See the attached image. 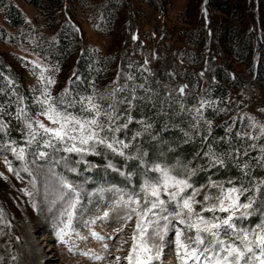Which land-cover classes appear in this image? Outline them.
I'll use <instances>...</instances> for the list:
<instances>
[{
	"label": "rangeland",
	"instance_id": "374dc122",
	"mask_svg": "<svg viewBox=\"0 0 264 264\" xmlns=\"http://www.w3.org/2000/svg\"><path fill=\"white\" fill-rule=\"evenodd\" d=\"M106 1L87 0L86 6H79L74 0H62L64 5L62 9L55 10L53 8L50 10L51 15H49L50 13L46 15L41 8L28 5L24 0H6L5 5L11 4L19 10L24 23L17 27L12 25L6 17V6L0 5V57L8 65L9 71L21 79L20 83L24 81V84L35 88L40 86V92L45 85L38 77L41 69H44L45 78L55 81L49 86L51 95L54 99L60 98L65 89H68L69 80L65 79L63 75L51 76L50 72L54 66L48 64L37 50L42 37L51 39L55 36L57 29L54 25L56 23L69 21L76 28L80 49L86 47L100 54L101 57L111 58L114 61L103 71L105 86L108 85L111 78H116L114 75L131 81V72H143L141 77L146 76L147 73L157 77L166 97L178 95L185 97L188 94H195L199 101L191 109L188 108V111L197 114H204V110L209 104L205 100L204 91L200 86L199 88L189 86L188 77L197 76L203 83L208 78L203 76L208 73L204 69L211 61H216L221 65H230L231 77L239 85L236 89L230 90L227 98V106H233V110L227 118L231 122L227 128L228 135L234 130L236 136L246 138L251 143L253 141L252 145H257L259 149L264 147V136L260 134V126L264 125V89L248 74L244 66L224 54L222 49L216 45L213 37L208 35L209 32H205L203 35L207 34V40L210 42L207 48L211 51L208 55H206L207 50L204 51L205 46L202 42L205 37L200 35L203 26L200 17H209L210 20H213V26H216L222 19L221 14L204 10L203 0H164V7L160 11H153L138 0H122L123 5L120 8H114V12L117 10L119 13L118 21L107 27V20L103 17L108 4ZM212 34L215 36L216 32L213 31ZM198 43L199 47L194 46ZM185 50L203 56L202 67L193 66L184 61ZM212 57L214 58L210 61ZM73 60L69 61V71L73 68ZM125 63H129V65L125 66ZM35 64H39L40 67H34ZM127 80L118 85L115 83L109 88V94L112 95L109 104L111 107L108 105L103 108L104 96L102 92L99 93L102 95L100 98L98 93L92 95L95 102L100 105L101 115L97 119L104 125V131L100 133L102 137L123 140L117 133L121 129L127 128L124 125L128 126L130 122L129 118L125 121L122 119V109L119 105L124 103L128 94H131L132 98H136L134 92L128 91ZM19 100L18 105H20L16 108L14 116H16L18 108H24L23 98H19ZM128 104L126 105L127 109L131 108V103ZM24 109L31 121L39 120L46 127H56L46 117L40 115L41 107L36 115H31L26 108ZM109 113L113 116L112 121L107 118L106 114ZM8 114L6 113V115ZM86 114L91 115L83 112L77 116L85 118ZM199 116L201 115L199 114ZM17 120L22 126L21 138L12 141L6 139L3 143L0 142V212H2L0 215V264H115L116 256L122 258L127 256L133 243L131 237L135 230L136 217L133 215L132 220L124 219L130 209L122 205L116 206V201L120 199V193L109 191V189H120L125 199L128 192L116 186L110 187L104 180L100 186L92 184V178H89L97 165L85 161L88 156L97 155L100 147L109 152L111 150L104 145H97L93 151L87 153L73 152L72 154H76L78 161L73 163L69 156L71 153L52 148L45 149L42 143L40 148H37L36 143L28 145L29 130L25 127V119L21 117ZM201 120L202 118L199 117L197 123L189 121L184 125L172 119H166L164 128L178 130L185 140L192 141L202 135L204 121ZM2 122L0 121V123ZM136 123H140L143 130H148L146 133H149L152 127L150 123L145 122V119L136 120ZM109 124L113 129L117 126L120 128L119 131H111L113 136L106 133L109 131ZM207 125H213V122L209 121ZM138 133H142V131L138 132V128L131 130L130 141L123 140L129 145L128 148L123 149L124 157L138 160L143 170H152L155 165L159 164L170 169L175 175L172 167L177 164L168 166L162 162L148 166L145 156H139L140 152L145 153V149L136 140L137 137L139 139L142 137L140 134V136L137 135ZM2 134L10 137L7 128L2 130ZM249 137H259V139ZM156 138L157 136L152 137L153 140ZM39 139L40 137H38ZM9 145L25 148V160H18ZM58 147L61 146L58 145ZM39 151L47 152L48 156L44 159L37 158ZM60 152H62L61 156ZM109 163L111 162L107 160L102 168L106 170L111 168L108 167ZM80 164L85 165L82 174L77 168ZM9 167L13 171H10ZM25 168L28 171H25ZM70 169H74V171ZM60 177L66 179L77 189L78 197L75 193L61 187ZM145 179L142 178L139 191L135 193H140L141 185ZM33 181L35 186H33ZM211 184L224 183L209 182L206 186L199 188L201 192L196 196L197 201H202L205 194H216L217 189L210 187ZM224 186L230 187L231 185L224 184ZM100 189L104 191L100 192ZM26 193H31V195ZM61 195L64 196V199H60ZM140 195L143 194L140 193ZM162 198L167 199L166 196H162ZM244 198L245 193L241 196V202ZM77 199L79 200L77 207L70 209L69 202ZM195 207L199 211L201 205L197 204ZM66 210L73 212L71 220L64 214ZM105 213H108L107 217H105ZM209 214L208 212L204 213L206 217H210ZM215 214L227 215L219 212ZM170 219L172 223L169 225L168 235L163 242L161 259L155 261L154 264H180L175 251V231L179 228L186 235H192L187 232L184 225L177 223L172 217ZM65 224H68L69 227L65 228ZM236 224L238 225L237 222ZM61 229L67 233L63 242L59 238ZM92 233H96L100 239L94 237ZM147 239L149 243H161L151 234ZM137 243H139V235H137ZM118 248L121 251L118 252ZM85 252L90 255H83L82 253ZM94 256H101L103 259L97 260L93 258ZM120 264H127V261L121 259Z\"/></svg>",
	"mask_w": 264,
	"mask_h": 264
},
{
	"label": "trees",
	"instance_id": "16d2710c",
	"mask_svg": "<svg viewBox=\"0 0 264 264\" xmlns=\"http://www.w3.org/2000/svg\"><path fill=\"white\" fill-rule=\"evenodd\" d=\"M74 1L79 6L87 5V0ZM138 1L153 11H160L164 7V0ZM24 2L41 8L46 15L53 8L55 10L62 9L64 6L62 0H24ZM106 2L108 4L103 17L107 20V27H109L110 24L113 25L118 21L119 13L117 10L114 12V8H120L123 2L122 0H107ZM5 4L6 0H0V5ZM5 6L6 17L10 23L15 27L23 25V17L19 10L11 4ZM203 9L221 14L222 19L216 26H213V20H210L209 17H200L203 24L200 35L209 32L208 35L213 37L216 45L222 49L224 54L244 66L248 74L264 89V0H203ZM51 17L54 19L53 16ZM54 26L57 29L55 36L51 39L42 37L37 50L48 64L54 66L50 72L51 76L63 75L65 79L69 80L67 99L74 98L79 101L81 98L98 93L99 98L104 96L103 108H106L112 97L109 94L111 85L124 83L127 79L123 80L121 76L114 75L116 78H111L108 85L105 86L103 71L114 61L111 58L101 57L100 54L86 47L80 49L76 28L71 22H58ZM213 31L216 32L215 36L212 34ZM203 36L205 37L202 42L205 46L204 51L207 50L206 55H208L211 51L207 48L210 42L207 40V34ZM194 46L199 47L200 44H194ZM184 56V61L193 66L202 67L203 56L200 54L196 55V52L185 50ZM213 58H210V61ZM72 59H74V64L72 70L69 71V61ZM125 64V66L129 65V63ZM204 70L208 73L203 76L208 78L203 83L197 76L188 77L189 86L192 88L200 86L204 91V98L209 104L206 106L204 114L199 113L201 116L188 111V108L191 109L199 101L195 94H188L185 97L180 95L166 97L156 76L146 73V76L141 77L143 72H131L132 79L131 81L127 80L126 86H128V91L136 94V98H132L131 94H128L124 103L119 107L122 109V119L125 121L131 117L132 120L127 128L121 129L117 135L129 142L131 130L138 128V132L142 131L141 134L139 133L142 137L141 139L137 137L136 140L145 149V153L140 152L139 156H145L148 166L162 162L168 166L177 164L176 168L172 167L175 175L188 178L195 188H202L209 182L224 183L228 186V181H232L231 186L248 189L242 202H246L247 197L254 196L253 214L236 222L238 226L252 228L264 219V184H261V181H264V154L261 153L257 145L255 148L251 147L253 141L251 143L246 138L236 136L234 130L228 135L227 128L231 122L227 118L232 112L233 106H227V98L230 90L236 89L239 85L231 77L230 65H221L216 61H211ZM19 79L9 71L8 65L0 57V108L3 109L0 111V121L7 125L6 128L10 134V137H6L0 131V142L2 143L6 139L12 141L21 138L22 126L14 116L16 108L20 105H18L19 98H23V107L31 115H36L40 110V105L37 103V97L41 94L40 86L31 87L24 84V81L20 83L21 79ZM9 80L12 81L11 84H9ZM100 92L103 94H99ZM128 103H131L129 109L126 106ZM67 111L76 115L83 113L79 103L68 108ZM88 116L86 114V117ZM199 117L202 118L201 121H204V129L202 135L192 141L185 140L178 130L164 128L166 119H172L185 125L189 121L197 123ZM141 119H145V122L152 125L149 133H146L148 130H143L140 123H136V120ZM209 121H212L213 125L208 126L207 122ZM106 133L113 136L111 131ZM153 136H157V138L153 140ZM210 153H215L216 156L223 159L224 164H213L210 155H207ZM61 155L62 152H60ZM69 156L71 162H78L76 154L71 153ZM107 160L113 167L106 170L102 167L107 163ZM85 161L97 165L89 178H92V184L100 186L104 180L110 187L126 189L128 193L139 191L142 178L155 179L157 177V173L153 170H143L138 160L127 159L101 147L98 149L97 155H90ZM245 164L248 165L246 169L244 168ZM77 168L82 174L85 165L80 164ZM192 171L193 173H191ZM168 207L169 211L174 210V205ZM212 215L213 213L209 214L210 217ZM224 238L228 239V237Z\"/></svg>",
	"mask_w": 264,
	"mask_h": 264
},
{
	"label": "snow or ice",
	"instance_id": "6c2138e0",
	"mask_svg": "<svg viewBox=\"0 0 264 264\" xmlns=\"http://www.w3.org/2000/svg\"><path fill=\"white\" fill-rule=\"evenodd\" d=\"M34 67L39 68L40 65L35 64ZM44 72L45 70L41 69L38 77L45 86L40 96L37 97V103L42 109L40 115L46 117L56 127H46L39 120L31 121L25 109L18 108L16 118L24 117L25 127L29 130L27 144L36 143L37 148H40L42 143L45 149L52 148L57 151L80 154L93 151L97 145H104L112 152L124 156L123 149L129 147L127 143L100 135L104 131V125L97 119L101 115V110L100 105L95 102V98L88 96L79 101L74 98L69 100L67 99L69 91L65 89L60 98L54 99L49 86L55 81L50 78L46 79ZM11 83L12 81L9 80V84ZM77 103L81 105L83 112L91 115L82 118L67 111ZM0 111L3 109L0 108ZM106 115L109 121L113 120L110 113ZM129 122H131V117H129ZM6 127L5 123H0V131ZM108 130L119 131L120 128L117 126L113 129L109 124ZM260 134L264 136V125L260 126ZM38 137H40L39 140ZM249 138L259 139V137ZM9 147L18 160H25V148H16L10 145ZM252 147L256 146L252 145ZM260 151L264 154V147ZM207 155H210L213 164H224L223 159L216 156L215 153ZM47 156L48 153L45 151H39L37 154L39 159H44ZM108 167H113V165L109 163ZM247 167L248 165L245 164L244 168ZM9 170L13 171L11 167ZM24 170L28 171L27 168ZM70 170L74 171V169ZM152 170L159 176L155 179H145L140 188L142 196L140 193L133 192L129 193L125 199L120 189H109V191L120 193V199L116 201V206L122 205L130 209L124 219L132 220L133 215L136 217L135 230L131 237L133 241L131 249L123 258L116 256L115 264H120L121 259L126 260L127 264H154L155 261H159L163 251V242L168 235L169 225L172 223L170 217L184 225L187 232L192 233V235H186L179 228L175 231V251L180 264H264V219L252 228L236 224L237 220H244L252 215L254 198L249 197L247 202H241V196L248 189L234 185L225 187L224 184H211L210 187L217 189L216 194H205L202 201H197L196 196L200 194L201 189L193 187L188 178H180L172 174L170 169L159 164L155 165ZM59 183L63 189L79 196L77 189L63 177L59 178ZM228 184L232 185V181H228ZM261 184H264V181H261ZM33 186H35L34 181ZM99 191L103 192L104 190L100 189ZM26 194L31 195V193ZM162 196H166L167 199H163ZM60 199H64V196L61 195ZM78 203V199L71 201L68 207L75 209ZM197 204L201 205L199 211L195 207ZM169 205H174L173 211H169ZM205 212L213 213V215L206 217ZM217 212L227 215H216ZM64 214L68 216L69 220L72 219V211L66 210ZM104 215L107 217L108 213ZM68 227L69 225L65 224V228ZM149 234L161 243H149L147 239ZM65 235L67 233L61 229L59 238L62 242ZM92 235L100 239L96 233H92ZM137 235H139V243H137ZM224 237H228V239ZM117 251L119 252L121 249L118 248ZM82 254L90 255L87 252ZM93 258L103 259L101 256Z\"/></svg>",
	"mask_w": 264,
	"mask_h": 264
}]
</instances>
